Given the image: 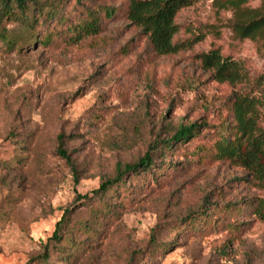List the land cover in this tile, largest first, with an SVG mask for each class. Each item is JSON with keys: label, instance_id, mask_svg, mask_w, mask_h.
Returning <instances> with one entry per match:
<instances>
[{"label": "rangeland", "instance_id": "374dc122", "mask_svg": "<svg viewBox=\"0 0 264 264\" xmlns=\"http://www.w3.org/2000/svg\"><path fill=\"white\" fill-rule=\"evenodd\" d=\"M232 17L213 0L183 9L178 23H216L222 36L167 55L153 52L122 13L103 22L106 43L94 47L0 50V264H264V219L253 209L264 191L242 168L202 166L185 155L209 142L228 116L224 103L233 90L212 80L195 55L219 46L252 74L264 72V56L235 37ZM197 121L210 127L175 156L155 148L159 162L177 166L153 181L127 177L109 198L116 211L102 227L93 235L73 230L91 219L95 190L118 163L138 161L180 124ZM85 194L95 199L79 198ZM66 212L69 239L51 240ZM230 223L237 228L230 231ZM72 241L84 249L75 253Z\"/></svg>", "mask_w": 264, "mask_h": 264}, {"label": "trees", "instance_id": "16d2710c", "mask_svg": "<svg viewBox=\"0 0 264 264\" xmlns=\"http://www.w3.org/2000/svg\"><path fill=\"white\" fill-rule=\"evenodd\" d=\"M68 1L0 0V50L10 53L32 45L68 49L94 47L100 42L106 43V37L102 35L103 22L119 13L140 29L139 35L147 39L157 55L190 50L209 35L222 36V28L216 23L177 22L180 11L200 0H125L121 6L110 3L116 0H75L73 7L67 10ZM213 4L218 12H233L228 26L235 37L254 42L258 53L264 56V0L258 6H251L249 0H213ZM181 34L184 36L180 37ZM195 58L212 80L228 83L233 90L224 103L228 116L215 127L209 142H201L192 150H186L187 159L202 166L227 162L242 168L246 171V179L264 191V72L252 74L242 59L225 54L219 46L200 51ZM208 127V122L180 124L171 137L155 142L138 161L118 163L116 174L105 179L95 190L98 200L92 205L91 219L78 222L73 230L93 235L96 227H102L115 213L109 198L114 196L117 187L127 184V177L146 174L152 181L156 180L166 168L177 166L159 162L156 155L160 153L163 157L170 153L175 156L176 151L188 147ZM158 146H161V152L157 153L155 148ZM60 153L70 159L66 150L60 149ZM79 198L95 199L89 194ZM253 209L264 219V196L258 197ZM67 212L57 223L51 240L62 242L69 239L70 230L65 229ZM199 219L206 222V218ZM188 220L187 223L194 228L200 222L197 218ZM237 226L230 223L228 228L233 231ZM155 246L158 249L164 244L156 242ZM71 247L75 253L84 249L82 243L74 241ZM41 257V261L50 262L51 255L47 250Z\"/></svg>", "mask_w": 264, "mask_h": 264}]
</instances>
